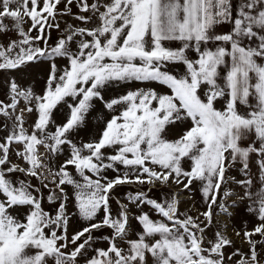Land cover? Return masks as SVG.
Listing matches in <instances>:
<instances>
[{
  "label": "snow or ice",
  "instance_id": "obj_1",
  "mask_svg": "<svg viewBox=\"0 0 264 264\" xmlns=\"http://www.w3.org/2000/svg\"><path fill=\"white\" fill-rule=\"evenodd\" d=\"M10 32L0 71L48 73L40 93L12 77L0 100V264H264V0H0ZM97 104L110 118L85 141ZM194 190L197 215L179 208ZM233 196L257 223L226 255L234 242L209 232Z\"/></svg>",
  "mask_w": 264,
  "mask_h": 264
},
{
  "label": "rangeland",
  "instance_id": "obj_2",
  "mask_svg": "<svg viewBox=\"0 0 264 264\" xmlns=\"http://www.w3.org/2000/svg\"><path fill=\"white\" fill-rule=\"evenodd\" d=\"M73 11H76L74 8ZM7 22V21H6ZM68 22L70 23H76L75 21L71 20V18H68ZM27 27V25H25ZM61 27H65L64 23H61ZM226 26H221L218 28V31L223 32L226 31ZM58 36V33L53 31L52 32V39L53 41ZM15 39V33L10 32L8 34H0V43H6L9 39ZM58 65L63 67L65 64V61L58 60ZM48 73V65L46 63L44 64H37L33 65L31 68H29L25 72H12V73H6L3 71H0V100L5 99V93L7 92V82L12 78L15 77L17 81L23 85H32L34 86V90L37 93H40L42 88L45 85L46 76ZM144 85H138L136 83L132 84L128 88L121 87V88H112L109 91L105 93V97L111 98L114 96H118L120 94H123L125 91L132 89L134 90L135 87H143ZM154 86V85H153ZM219 107V105H217ZM103 116L104 119L110 118V116L107 115L105 110H103L102 105L97 104L96 110L90 114L88 118V127L86 129L81 130L80 137H82L85 141H87L90 137L96 136L99 133V130L103 127V123L99 120V117ZM61 117L58 116L57 123L61 122ZM28 123H31V120L28 121ZM180 134H182V129H172L170 130V136L169 139H175ZM187 167V165H186ZM234 169V171H233ZM229 171V174L235 175V179L237 180V176H239L240 171L233 168ZM32 183H36L35 180L32 181ZM229 187L236 192V185L233 182H229ZM173 189L175 190V186H173ZM129 188L127 186H124L120 188L118 191L121 194V198H123V193L128 191ZM133 191L135 189H132ZM164 191H168L167 188L164 189ZM150 195L155 197H160L159 192H153ZM182 195L185 198H182L179 196L180 204L179 208L181 211L188 210L192 215H197L198 211H204V205L203 200L200 192L198 190H194L192 193V198L188 199L186 193H182ZM222 195V194H221ZM233 200H236V205L232 206ZM249 203L241 202V200H238L236 196H233L227 200V206L229 209V212L231 215H226L224 213H221L219 208L216 209V213L213 217L214 220V227L213 230L209 232V235L211 236L214 231H220L222 234L226 235L228 238H230L234 242V248L233 247H227L225 249V253L231 254L235 249H240L241 251L247 253L249 251V245L248 243L243 239V232L248 230L251 231L252 228L257 223L256 217L254 213L249 212L248 209ZM46 208L48 207L47 204L45 205ZM116 205L113 204V209L115 210ZM70 210L71 206H70ZM154 215V214H153ZM133 224L135 225V221H133ZM80 227V224L78 223V218H74L72 220L71 227L69 229V235H71L75 230H77ZM108 230H102L101 232L95 233L96 236H102L107 234ZM240 232V236H237L236 233ZM254 239H259V237H254ZM99 247H106L107 245L101 240L98 242ZM262 257H264V252L261 253ZM235 259H240L239 256L235 257ZM84 264V262H83Z\"/></svg>",
  "mask_w": 264,
  "mask_h": 264
},
{
  "label": "crops",
  "instance_id": "obj_3",
  "mask_svg": "<svg viewBox=\"0 0 264 264\" xmlns=\"http://www.w3.org/2000/svg\"><path fill=\"white\" fill-rule=\"evenodd\" d=\"M240 111L243 113L244 111H245V108H244V106H241V108H240ZM247 143H248V141H244V142H242V146H247ZM255 160H256V157H255V155L253 154L252 155V158H251V163H250V169H249V175L251 176V178L254 180V185H253V191H255V190H257V189H259V187L261 186L260 185V181H259V171H258V166H257V164L255 163ZM240 167H241V165L240 164H237L236 166H234L233 168H235V169H237L238 171H240L239 169H240ZM233 168H231V169H233ZM233 171H234V169H233ZM228 175L229 176H231V177H236L235 175H233V174H229L228 173ZM247 177H244L242 174H241V172H240V174H239V176H237V180H241V179H246ZM231 182V181H230ZM236 185V193H241L242 192V189H241V187L239 186V185H237V184H235ZM182 198H185L182 194L180 195ZM241 202H245V203H250V201H248L247 199H245V200H243V201H241ZM81 264H83V260H81Z\"/></svg>",
  "mask_w": 264,
  "mask_h": 264
}]
</instances>
